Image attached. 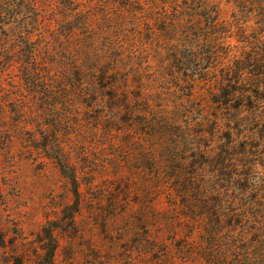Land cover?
<instances>
[{"label": "rangeland", "instance_id": "obj_1", "mask_svg": "<svg viewBox=\"0 0 264 264\" xmlns=\"http://www.w3.org/2000/svg\"><path fill=\"white\" fill-rule=\"evenodd\" d=\"M14 1L0 0L19 15L0 19V264H206L197 250L204 234L179 219L162 190L164 167L203 164L197 178L213 184L214 115L224 118L214 80L230 79L253 33L226 31L215 50L200 3L172 25L136 3ZM220 7L222 20L235 16ZM213 12L209 0L205 13ZM31 56L42 81L23 72ZM262 117L246 134L255 150L245 157L258 163L249 177L264 195ZM62 168L75 175L76 212Z\"/></svg>", "mask_w": 264, "mask_h": 264}, {"label": "trees", "instance_id": "obj_2", "mask_svg": "<svg viewBox=\"0 0 264 264\" xmlns=\"http://www.w3.org/2000/svg\"><path fill=\"white\" fill-rule=\"evenodd\" d=\"M12 1L15 3L14 0ZM64 2L73 6L76 5L77 0H64ZM115 2L122 8L132 3L139 4L138 6L142 7L141 13L145 17L153 15V20L172 25L182 24L187 18L185 12L200 3L198 11L203 14L200 13L199 18L203 23H209L208 30L214 33V48L215 44H218L217 37L226 31L237 32L244 36L253 33V38H247L244 43L245 55L237 59L238 63L234 65L232 72L226 75L230 79L224 78L221 83L214 80V84L217 85L214 89V109L223 112L224 118L220 119L214 115L213 184L204 183L197 178L202 166L205 165L174 160L177 165H170L169 161L164 167L170 175L161 186L168 203L176 211L179 219L189 223L194 232L201 231L204 234L205 239L197 246L203 262L264 264V195L258 188L260 182L249 177L250 168H257L258 163L253 165L247 162L245 157L249 155L247 150L250 151V148H253L251 151L255 150L254 146L247 143L249 137L246 134L250 131L254 132L255 128L262 124L264 115L260 109L264 102V0H214L213 13H205L209 0H115ZM222 2L231 5L235 12V16L228 21L222 20L220 16ZM14 3H0V19L8 15H12L13 20L19 17L13 12L16 8ZM7 10L11 12L8 14ZM196 11L197 9L194 10ZM213 15L214 21L210 17ZM15 25L14 23L13 26ZM71 30L75 31L73 27ZM206 43L209 44L210 41ZM245 44H252L255 49L257 48L259 52L254 50L256 56L247 54L246 50L249 47ZM172 57V61L181 63L178 53L175 52ZM228 58L231 60V55ZM33 59L31 56L21 63L25 76L31 81L35 77L34 73L32 74V65H29L30 60ZM38 73L39 77L44 74V72ZM42 80H44L42 77H35L32 82ZM246 86H251L253 89L249 91ZM222 129H224L223 145L220 153L217 154L215 148L219 142L215 141V137ZM258 137L259 135L255 134L254 138ZM204 153L209 154L205 150ZM178 163L185 165L180 166ZM243 167H246L248 172H241ZM62 171L67 175L64 168ZM68 180L74 196L72 208L76 212L78 191L75 175L71 173ZM179 246L177 245L176 250H182L185 259L188 258L192 251ZM173 257L174 260L178 258L175 255Z\"/></svg>", "mask_w": 264, "mask_h": 264}]
</instances>
